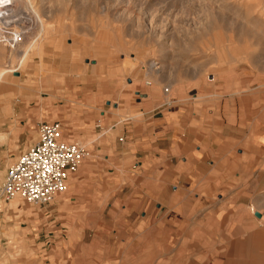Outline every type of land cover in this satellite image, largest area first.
Wrapping results in <instances>:
<instances>
[{"label": "rangeland", "instance_id": "374dc122", "mask_svg": "<svg viewBox=\"0 0 264 264\" xmlns=\"http://www.w3.org/2000/svg\"><path fill=\"white\" fill-rule=\"evenodd\" d=\"M25 56L30 62L22 66ZM3 70L0 187L7 168L37 141L39 121H62L64 139L86 148L54 201L0 200V264H41L39 246L23 243L35 235L31 226L12 223L13 215L55 205L66 227L57 235L104 236L107 230L83 227L108 223V189L126 184H108V152L116 159L127 143L116 122L128 116L140 126L142 111L170 101L165 113L193 109L204 117L207 109L200 125L212 124L221 120L213 113L222 99L264 97V0H0ZM129 162L130 179L152 175L145 165L133 176ZM121 168L114 160L115 178Z\"/></svg>", "mask_w": 264, "mask_h": 264}, {"label": "crops", "instance_id": "0c3cea01", "mask_svg": "<svg viewBox=\"0 0 264 264\" xmlns=\"http://www.w3.org/2000/svg\"><path fill=\"white\" fill-rule=\"evenodd\" d=\"M169 106L142 111L140 126L128 116L112 126L124 125L127 143L116 159L108 152V184H126L108 189V223L83 227L104 236L57 235L66 227L55 205L13 215L31 226L23 243L39 246L41 264H264V97L228 96L213 113L221 120L204 125L207 109ZM130 159L133 176L145 165L152 175L130 179Z\"/></svg>", "mask_w": 264, "mask_h": 264}, {"label": "built area", "instance_id": "2783aa9c", "mask_svg": "<svg viewBox=\"0 0 264 264\" xmlns=\"http://www.w3.org/2000/svg\"><path fill=\"white\" fill-rule=\"evenodd\" d=\"M39 137L7 168L0 200L20 199L30 204H48L67 191L71 176L86 154L85 146L64 139L60 120L37 124Z\"/></svg>", "mask_w": 264, "mask_h": 264}, {"label": "bare ground", "instance_id": "6f19581e", "mask_svg": "<svg viewBox=\"0 0 264 264\" xmlns=\"http://www.w3.org/2000/svg\"><path fill=\"white\" fill-rule=\"evenodd\" d=\"M7 5H9V3H7V4H3V5H1V7H5V6H7ZM28 56H25V58L24 59H22V61H21V65L23 66V64L24 65H27V64H29V62H30V58H27ZM6 73V71L5 70H3L2 72H1V74H0V77H2L4 74ZM51 73H53V72H51ZM43 75V74H42ZM56 75H57V73H56ZM51 76V75H50ZM50 77L48 76H45L44 77V80H48Z\"/></svg>", "mask_w": 264, "mask_h": 264}, {"label": "water", "instance_id": "95a60500", "mask_svg": "<svg viewBox=\"0 0 264 264\" xmlns=\"http://www.w3.org/2000/svg\"><path fill=\"white\" fill-rule=\"evenodd\" d=\"M93 61L95 62V60H93ZM257 215H258V216H260V213H259V212H257Z\"/></svg>", "mask_w": 264, "mask_h": 264}]
</instances>
